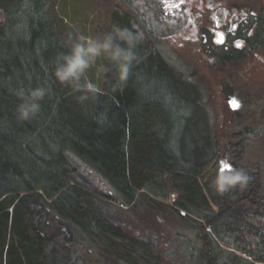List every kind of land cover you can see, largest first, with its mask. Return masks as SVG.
Segmentation results:
<instances>
[{
	"label": "trees",
	"instance_id": "trees-1",
	"mask_svg": "<svg viewBox=\"0 0 264 264\" xmlns=\"http://www.w3.org/2000/svg\"><path fill=\"white\" fill-rule=\"evenodd\" d=\"M118 12L113 25L140 36L137 61L120 83L108 60L103 94L81 101L54 75L70 47L45 0H0V264H264V182L244 159V126L219 116L193 73L171 65ZM255 32L261 47L264 8ZM241 52L213 64L241 63ZM38 87L47 90L40 111L18 119V93ZM216 129L226 130L221 144ZM218 162L229 166L224 181L245 170L246 187L221 194L214 180L199 184L196 175ZM165 175L180 193L171 213L158 207ZM147 195L153 223L180 228L144 226L146 213L140 227L114 221L97 197L130 209Z\"/></svg>",
	"mask_w": 264,
	"mask_h": 264
},
{
	"label": "rangeland",
	"instance_id": "rangeland-1",
	"mask_svg": "<svg viewBox=\"0 0 264 264\" xmlns=\"http://www.w3.org/2000/svg\"><path fill=\"white\" fill-rule=\"evenodd\" d=\"M45 5L47 9L52 12L63 40L69 47L81 35L102 38L105 34L111 32L114 27L115 14L118 11L131 19L133 18L142 28L145 34L144 38L149 42L151 40L154 41L155 46L152 45L153 48L174 67L185 71L187 74L192 72L195 80L199 81L201 84L202 88L200 90L204 93L202 94L203 97L205 94L206 96L208 95L209 88L206 85L207 80L205 78L203 79L200 74L202 70L200 69L201 66L197 65L194 58L195 56L190 55L184 50L183 46H180L179 41H181L183 35L181 31L178 35H175V33L179 31L180 23L185 17L184 5L181 0H45ZM149 35L154 37L151 38ZM211 36L206 33L205 40L202 42L200 53L203 57H207V53L212 49L214 50L212 52L220 54L223 52V46L213 45L211 43ZM229 48L230 47H228V50ZM248 56H252V54ZM247 57L246 62H243L245 59L241 61V63L243 62V67L241 66L239 68L238 66L234 69L230 68L225 72V76L228 75L230 78L229 80L226 77L224 79L226 93L229 92L231 96L235 95V97L240 100L241 97L244 98L245 96L253 98L252 93L255 89L249 85L253 79L256 78L258 84L264 79V69L260 70V68L256 69L255 67L253 69L250 68L257 63L255 57L251 58V60L247 59ZM204 59H200V64L203 66L206 62ZM108 60L107 54L101 55L85 74L87 79L97 85L98 91L95 94L101 95L104 92L107 81ZM207 101L209 102V100ZM209 103L211 104V102ZM246 106L247 105H245V107ZM243 107L241 109H243ZM251 108L252 112L258 115L262 111L261 106L252 105ZM237 117L240 119L230 117L232 123L237 121L238 123L240 122L236 127L244 126L243 133L248 135V137H245L246 152H244V159L256 165V169L259 171L260 181L263 183L264 119L255 121L250 116L244 118ZM225 131V129H218L216 131L220 137V144L221 138L224 139L222 133ZM220 167L221 165L219 162L218 164L211 163L196 175L198 183L202 184L204 181L210 180L215 181V178L220 176ZM175 169H177V167H175ZM164 177L166 179L165 185L168 197L164 201H161L158 207L171 213V209L168 208V206H172L173 201L180 193L177 191L176 185L168 179V175ZM96 189L102 193V189L99 185H97ZM140 193H144V191ZM204 195L207 198L210 208L216 210V206L208 198L206 192H204ZM97 197L102 204H104L107 212L109 213L110 211L112 213L114 221H116V217H123L125 222L127 220L133 223L132 220H134V223L139 226L137 222L140 223V221L143 220L141 216L146 213V217L149 218V220L143 223L144 226H150V228H180L178 225L176 227L170 224V221L166 222V224L161 227L162 218H159L160 221H157L156 224L153 223L152 215L154 212H152L151 207L155 204L150 202L151 197L148 195L147 199L145 198L142 200V204L139 205L141 206L140 208L138 206L137 208L130 209L129 207H123L118 201L103 196Z\"/></svg>",
	"mask_w": 264,
	"mask_h": 264
},
{
	"label": "flooded vegetation",
	"instance_id": "flooded-vegetation-1",
	"mask_svg": "<svg viewBox=\"0 0 264 264\" xmlns=\"http://www.w3.org/2000/svg\"><path fill=\"white\" fill-rule=\"evenodd\" d=\"M181 2L184 5L185 17L180 23L179 31L175 33L178 35L181 31L183 34L181 37L183 41L180 42V46H183L187 53L195 56L198 61L203 59L200 50L206 33L212 35L210 41L213 45L223 46L222 54L212 52L213 49L210 50L203 66L209 88L206 97L210 102H213L218 115H221L225 120L237 116L241 118L250 116L255 121L264 119V79L258 84L255 78L249 84L255 89L252 93L253 98L245 96L244 98L241 97L240 100L235 95L231 96V93H226L225 90L224 79L225 77L230 79L228 75L225 76V72L230 68L243 67V62H246V59L242 63L233 64L229 67L213 64V61H217L220 56L223 54L224 56L230 55L229 53L235 49L241 50L242 56L251 55L249 54L250 49L244 48L245 35L246 40L252 43L254 49L252 56L247 55V59L251 60L255 57L257 60V63L250 68L264 69V44L260 47L258 41L254 39L255 30L258 27V15L261 8H264V0H181ZM133 23L136 24L137 22L133 21ZM136 26L143 33L138 23ZM228 47H230L229 50ZM235 60L237 61L238 58ZM244 104L247 106L245 107ZM252 105L262 107L259 115L252 112ZM242 107L243 109H241ZM220 165L219 171L222 174L229 166L222 163Z\"/></svg>",
	"mask_w": 264,
	"mask_h": 264
},
{
	"label": "clouds",
	"instance_id": "clouds-1",
	"mask_svg": "<svg viewBox=\"0 0 264 264\" xmlns=\"http://www.w3.org/2000/svg\"><path fill=\"white\" fill-rule=\"evenodd\" d=\"M139 40L138 34L119 26H114L112 31L102 38L81 35L71 44L69 53L58 56L53 70L54 75L61 84H66L73 91L80 92L79 99L83 101L88 94H95L98 91L97 85L87 79L85 74L101 55L107 54L109 60L117 65L118 81L120 83L127 81L131 67L137 61L133 49ZM46 93L44 87L32 89L27 96L21 90L18 95L22 97V103L16 109L18 119L25 121L34 117L40 111L39 101ZM249 179L245 170L236 169L227 181L217 177L214 187L222 194L236 186L243 189Z\"/></svg>",
	"mask_w": 264,
	"mask_h": 264
},
{
	"label": "snow or ice",
	"instance_id": "snow-or-ice-1",
	"mask_svg": "<svg viewBox=\"0 0 264 264\" xmlns=\"http://www.w3.org/2000/svg\"><path fill=\"white\" fill-rule=\"evenodd\" d=\"M234 103V102H233Z\"/></svg>",
	"mask_w": 264,
	"mask_h": 264
}]
</instances>
